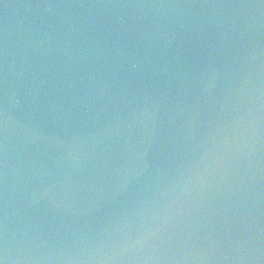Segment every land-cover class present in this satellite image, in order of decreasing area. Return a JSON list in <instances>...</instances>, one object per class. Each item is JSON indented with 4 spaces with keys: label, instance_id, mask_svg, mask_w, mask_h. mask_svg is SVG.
<instances>
[{
    "label": "water",
    "instance_id": "obj_1",
    "mask_svg": "<svg viewBox=\"0 0 264 264\" xmlns=\"http://www.w3.org/2000/svg\"><path fill=\"white\" fill-rule=\"evenodd\" d=\"M4 264H264V0H49L0 75Z\"/></svg>",
    "mask_w": 264,
    "mask_h": 264
},
{
    "label": "snow or ice",
    "instance_id": "obj_2",
    "mask_svg": "<svg viewBox=\"0 0 264 264\" xmlns=\"http://www.w3.org/2000/svg\"><path fill=\"white\" fill-rule=\"evenodd\" d=\"M0 264H4V261L2 259H0Z\"/></svg>",
    "mask_w": 264,
    "mask_h": 264
}]
</instances>
